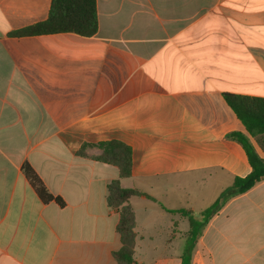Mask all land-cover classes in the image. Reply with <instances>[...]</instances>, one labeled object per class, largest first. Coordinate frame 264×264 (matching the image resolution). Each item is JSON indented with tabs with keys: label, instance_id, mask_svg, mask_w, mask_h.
<instances>
[{
	"label": "crops",
	"instance_id": "crops-1",
	"mask_svg": "<svg viewBox=\"0 0 264 264\" xmlns=\"http://www.w3.org/2000/svg\"><path fill=\"white\" fill-rule=\"evenodd\" d=\"M51 2L0 0V264H117L106 196L120 172L98 159L110 140L132 149L121 184L145 194L130 200L134 264H264V181L200 228L252 170L230 135L264 158L224 97L264 99V0H97L91 37L13 34Z\"/></svg>",
	"mask_w": 264,
	"mask_h": 264
},
{
	"label": "trees",
	"instance_id": "trees-1",
	"mask_svg": "<svg viewBox=\"0 0 264 264\" xmlns=\"http://www.w3.org/2000/svg\"><path fill=\"white\" fill-rule=\"evenodd\" d=\"M98 29L97 0H52L46 20L18 30L13 34L17 36H36L75 33L84 37H91L98 32ZM224 97L228 106L243 123L246 132L256 137L259 145L264 149V99L236 94H224ZM230 137L243 146L252 170L245 177H237L232 186L224 190L216 202L202 212L204 219L200 228L204 227L231 199L248 192L264 181V158L257 153L249 136L235 132ZM86 147L87 145L84 146L81 152ZM99 147L102 149V154L98 159L106 164L116 166L120 172V179L132 175L133 153L129 145L118 140H110L100 143ZM23 168L32 187L44 202L56 200L60 205H63L60 198H55L48 191L43 181L29 164H24ZM120 179L108 184L106 196L108 207L117 210L120 215L117 232L120 235L122 246L113 253V256L117 264H134L136 216L130 200L134 197L145 196V194L136 189L124 187ZM177 212L189 218L194 233L199 231L197 227L198 220L191 215L190 210Z\"/></svg>",
	"mask_w": 264,
	"mask_h": 264
},
{
	"label": "rangeland",
	"instance_id": "rangeland-1",
	"mask_svg": "<svg viewBox=\"0 0 264 264\" xmlns=\"http://www.w3.org/2000/svg\"><path fill=\"white\" fill-rule=\"evenodd\" d=\"M194 216H195V215H194ZM197 216H199V214H196V216H195V217H197ZM197 231H198V230H197ZM197 233H198V232H197ZM197 233H196V234H197Z\"/></svg>",
	"mask_w": 264,
	"mask_h": 264
}]
</instances>
